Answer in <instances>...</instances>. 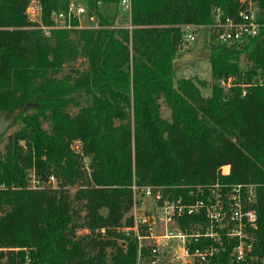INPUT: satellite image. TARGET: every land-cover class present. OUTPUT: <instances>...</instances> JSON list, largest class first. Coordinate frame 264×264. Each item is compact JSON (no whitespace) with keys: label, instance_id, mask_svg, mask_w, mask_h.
Listing matches in <instances>:
<instances>
[{"label":"trees","instance_id":"1","mask_svg":"<svg viewBox=\"0 0 264 264\" xmlns=\"http://www.w3.org/2000/svg\"><path fill=\"white\" fill-rule=\"evenodd\" d=\"M30 1L0 0V114L19 109L13 123L22 121L3 147L0 137V264H136L137 243L122 230L133 224L134 184L186 198L189 186L240 182L257 184L254 248L237 261V241L225 240L201 264H264V27L241 48L210 31V95L174 69L185 25L208 29L217 8L235 15L249 1L264 22V0H131L125 26L111 12L121 0H83L100 26L74 18L49 33L29 19ZM39 1L52 25L72 0ZM28 168L60 185L29 188Z\"/></svg>","mask_w":264,"mask_h":264},{"label":"built area","instance_id":"2","mask_svg":"<svg viewBox=\"0 0 264 264\" xmlns=\"http://www.w3.org/2000/svg\"><path fill=\"white\" fill-rule=\"evenodd\" d=\"M120 7L131 13V0H121ZM85 12V5L71 1L67 8L53 13V18L59 23L38 26L47 33L54 27L70 28L74 26L72 20ZM26 13L30 20L41 23V2L31 0ZM262 27L264 22L259 18V9L249 1V6L240 9L235 15H228L217 8L214 21L207 28L212 31L217 43L241 48L250 38L259 35ZM196 29L195 25H185V39H195ZM234 83L233 76L221 81V85L227 87ZM243 87L245 94L246 86ZM30 174L33 179L29 180V188L44 186V181L36 177L35 173ZM54 180L55 176L51 175L47 182ZM223 187H227L228 191L224 193ZM132 188L133 224L123 226L122 230L137 243L136 264L206 263L225 247V240L231 239L237 241L231 251L235 260L247 259L253 250L258 228L255 206L257 184L215 183L208 187L197 184L188 187L186 198L182 195L171 198L160 186L134 184ZM146 203L148 207H145ZM190 216L197 220L191 226L183 227V219Z\"/></svg>","mask_w":264,"mask_h":264},{"label":"rangeland","instance_id":"3","mask_svg":"<svg viewBox=\"0 0 264 264\" xmlns=\"http://www.w3.org/2000/svg\"><path fill=\"white\" fill-rule=\"evenodd\" d=\"M79 4H85L83 0H72ZM100 12H103L102 4L99 7ZM111 12L113 14H117V18L115 17V25L118 26H125L130 24V13L124 10L122 7H119L117 4H113L111 6ZM116 16V15H115ZM41 16V23L35 21L37 24H44L42 21ZM75 19L77 20V25L81 27H98L100 26V19L98 14L95 12H91L88 10L87 12L81 14L80 16H76ZM55 25L59 23L55 21L53 18ZM36 27V26H34ZM196 38L195 39H185L182 47L177 52V57L174 62V69H175V77L176 78H183V77H191L198 81H203L204 85L202 87V92L205 96L211 94V84L213 82L212 79V72H211V63H210V42L213 40L211 32L209 29H205L203 27H196ZM81 61V60H80ZM245 62V58L243 57V63ZM82 65V64H80ZM76 110V108H75ZM161 112L165 118L171 119V109L170 107L161 100ZM22 125V121L18 120L13 123L9 129L4 133L5 138L2 142L1 146L3 147L4 143L7 141V137L9 134L15 133L17 130L20 129ZM45 126H49L46 122ZM73 148L76 152H79L81 149V144L79 141L73 142ZM89 159L85 158V163L88 165ZM89 171V168H87ZM224 171H229V165L223 166ZM28 173H34L32 168H28ZM37 177V176H36ZM31 174H29V180H32ZM31 183V181H29ZM59 179L55 177V180L52 182H43L44 186L40 188H33V189H41L44 188L45 185H51L50 187H58L60 185ZM78 185L71 186L70 192L73 194L75 189ZM140 196V195H138ZM147 201V198L145 199ZM151 201V199H150ZM145 207H148L146 203ZM132 213V210H131ZM85 230H81L84 232Z\"/></svg>","mask_w":264,"mask_h":264},{"label":"water","instance_id":"4","mask_svg":"<svg viewBox=\"0 0 264 264\" xmlns=\"http://www.w3.org/2000/svg\"><path fill=\"white\" fill-rule=\"evenodd\" d=\"M30 105H27L24 107V110H26ZM20 113V110L17 109L14 111L12 115H9V112H3L0 114V137L9 129V127L13 124L14 119L16 116H18Z\"/></svg>","mask_w":264,"mask_h":264}]
</instances>
